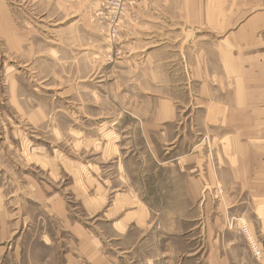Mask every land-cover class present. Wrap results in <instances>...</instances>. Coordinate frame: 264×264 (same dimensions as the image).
Here are the masks:
<instances>
[{
    "label": "rangeland",
    "instance_id": "obj_1",
    "mask_svg": "<svg viewBox=\"0 0 264 264\" xmlns=\"http://www.w3.org/2000/svg\"><path fill=\"white\" fill-rule=\"evenodd\" d=\"M251 1L0 0V264H264Z\"/></svg>",
    "mask_w": 264,
    "mask_h": 264
},
{
    "label": "crops",
    "instance_id": "obj_2",
    "mask_svg": "<svg viewBox=\"0 0 264 264\" xmlns=\"http://www.w3.org/2000/svg\"><path fill=\"white\" fill-rule=\"evenodd\" d=\"M258 5H260V6L264 5V0H261V2H260V0H252L251 2H248L247 5L244 6V9L248 10L250 7L251 8H256ZM250 14H252V13H249V17H247V20L243 24H238L237 25V30H234V32H232V36L233 37H236L237 35L241 36L242 34L245 33L244 31H246V30H247L246 32L248 34H251L252 33L251 32L252 29H254V30L264 29V12H259V13L253 14V15H250ZM241 29L242 30L244 29L243 32H241ZM238 55H239L238 57H237V55H234V54L231 55V57H232L231 58V63L233 62L235 64L237 58H244L242 56V54H238ZM253 58L259 60L257 55H254ZM246 61H247V58H244V61L242 62V65H246L245 64ZM233 63H232V66H233ZM257 65H258V62H257ZM263 65H264V63L261 66L263 67ZM237 67H239V64H237ZM263 73L260 74V75H257L254 79H249V80L242 79V78L239 79L240 80V82H239L240 85H249V86L248 87H240L237 90H242V91H263L264 92V74ZM259 76H262V79L258 80Z\"/></svg>",
    "mask_w": 264,
    "mask_h": 264
},
{
    "label": "built area",
    "instance_id": "obj_3",
    "mask_svg": "<svg viewBox=\"0 0 264 264\" xmlns=\"http://www.w3.org/2000/svg\"><path fill=\"white\" fill-rule=\"evenodd\" d=\"M117 2H120V0H108V2L105 3V7H106V10L108 11H113V13L115 14L116 16V22L117 23H120L122 21V18H123V14L124 12L126 11V7H113L111 6L112 4L114 3H117ZM112 21H115L113 20V18L111 19Z\"/></svg>",
    "mask_w": 264,
    "mask_h": 264
},
{
    "label": "bare ground",
    "instance_id": "obj_4",
    "mask_svg": "<svg viewBox=\"0 0 264 264\" xmlns=\"http://www.w3.org/2000/svg\"><path fill=\"white\" fill-rule=\"evenodd\" d=\"M110 13V15L109 16H111L112 18H113V20H115L116 21V16H115V14L113 13V11H111V12H109ZM125 16H129V14H128V12L127 11H125L124 12V14H123V17H125ZM99 152V151H98ZM103 153H104V151H103ZM94 156V155H93ZM53 167V166H52Z\"/></svg>",
    "mask_w": 264,
    "mask_h": 264
}]
</instances>
